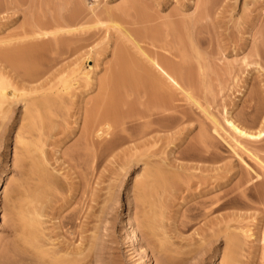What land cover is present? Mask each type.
Returning a JSON list of instances; mask_svg holds the SVG:
<instances>
[{
  "label": "rangeland",
  "instance_id": "1",
  "mask_svg": "<svg viewBox=\"0 0 264 264\" xmlns=\"http://www.w3.org/2000/svg\"><path fill=\"white\" fill-rule=\"evenodd\" d=\"M70 1L0 0V40H19L43 22L50 34ZM87 2L102 18L72 40L21 43L40 44L42 63L61 53L53 64L61 76L50 80L68 87L39 118L21 106L0 109V264H264V0ZM133 42L176 65L178 86L156 91L168 103L144 83L132 89L118 79L147 72ZM8 70L1 62L0 77ZM107 113L127 132L89 136ZM21 217L38 221V241Z\"/></svg>",
  "mask_w": 264,
  "mask_h": 264
},
{
  "label": "bare ground",
  "instance_id": "2",
  "mask_svg": "<svg viewBox=\"0 0 264 264\" xmlns=\"http://www.w3.org/2000/svg\"><path fill=\"white\" fill-rule=\"evenodd\" d=\"M10 5H12L11 2H6V4L3 6V9L5 11H8V9H10ZM69 5L71 7H70V11H69L68 15L64 16L59 21H56V22H53L52 21L55 24H53L54 29L51 31L50 34L47 31L44 30L47 27L48 24L45 23V22H43L41 24L35 25L34 28H32V30L29 32V35H27V32H22V37L19 40L18 39H12V38H8V39H5V40H0V61L3 64H5V65L7 64L10 67V70H8V71L5 72L7 74V77H5L4 79L0 77V109L1 110L3 109L2 110L3 111V114H7V112H9L10 110H12V111L15 110L16 111L17 108H19V106H21L23 108L24 113H25V117H28L29 116L32 119L34 117H38L39 118L40 111L42 109L49 110L50 111L54 107H57L58 105H60L61 103H63L64 98H63L62 92L64 90L66 91V89L68 87L67 81H65L64 79H62V77L61 78H58L57 82H52L50 80L51 79L50 78L51 75H55V74H59L60 73V76H61V73L62 72H60V70H55L53 68V66H54L53 64L56 63L57 59L61 56V53H57L56 52L55 54H57L58 57L56 56V57L52 58V60L50 62H48V63H47V60H46V63H42V59H41V62L38 59V54H39L38 51L41 49V45L40 44H37V43L21 44V43H22V41L28 40V39H37V38H41L42 39V38H47L48 35L53 37V41L54 40L61 41V40H64V39L72 40L74 38L73 36L75 35V34L72 35L74 32H76V31H82V32H84L83 31L85 29V24L84 23L99 22L100 19L102 18V15L99 12L95 11V8H94L93 3L89 5V3L87 2V0H71L70 3H69ZM104 13H102V14L108 20V23L111 24V25H113V26H116L117 24H114V22L112 20V14L109 11H106ZM82 21H85V22L81 23ZM73 24L74 25H78V27L77 28L70 27V25H73ZM68 35L69 36L72 35V37H67ZM91 36L92 35H89L87 37V39L90 38ZM46 41H47V39H46ZM60 43H62V42H60ZM55 44L57 46V43H55ZM133 44L135 45V48L138 50V53L144 57V62L146 63V70H147V72H145L142 76H137L136 75V77H134L133 75H131V72L132 71L131 72H128L127 71V72H124L122 74H119L118 79L123 81V86H128V87H130L132 89H133V87H136L137 86V83H141V84L144 83V85L145 86L147 85V87L151 91H155L154 92L155 95H153L152 97L156 100V102L165 103L166 101H169V99H167L168 96L164 95L162 92H161L162 94L161 93L156 94V93H158L156 91L159 90V89H163V87H162L163 85L164 86L166 85L168 87L169 86H174V87L178 86L177 82L175 81V78L173 77L176 74V69H177L175 67L176 65L174 64L175 65L174 66V65H172L170 63L163 62L160 59H158V56L157 57H154V56L151 57V56H148V55H143V53L139 50V48L136 45V43L133 42ZM56 46L54 48L56 49V51H58L59 49L57 50ZM42 48H44V47H42ZM78 48H79V46L76 45V47H74L71 50L72 51H77ZM58 52H61V51H58ZM116 57H117V55H116ZM52 68H53V72L51 71V73H49L47 75V77H45V75L48 72H50V70ZM86 76H87V74H86ZM102 85H104V83ZM127 90H129V89H127ZM139 91L141 92L142 90L140 89ZM149 95H151V93ZM149 95H148V97H150ZM130 96H129V98H130ZM139 97H143V96H139ZM138 98L136 97V101H137ZM101 99H103V97H101ZM101 99H100V102H101ZM112 100H113V98H112ZM115 100H117V99H115ZM104 101L106 102L107 101V98ZM139 102H140V100H139ZM151 102L152 101H150L149 104ZM133 103H134V101H133ZM166 103H168V102H166ZM155 104L153 106H156ZM168 105H171V104L169 103ZM168 105H166V106L168 107ZM107 107L109 108L108 105H107ZM160 107L158 106L156 110L153 108V111L154 110L155 111L160 110L159 109ZM162 107H163V105H162ZM165 110L166 109L163 108V109H161V112L162 111H165ZM56 111H55V114H56ZM95 112H96V110H95ZM103 112H105V111H103ZM144 113H146V112H144ZM150 113H151V111H150ZM150 113H147V115L150 114ZM157 113H159V112H157ZM26 114L28 116H26ZM116 114H118V113H116ZM132 114H134V113H132ZM93 115L94 114H93V111H92V114H91L92 118H93ZM152 115H153V112H152V114L148 115L149 118H147V116H146L147 121H145V119H144L145 117H143V116H141V117L139 116V119H136V120L144 119L143 124L145 125V128L146 129L147 128H151L150 126L152 125V123L154 121V120L150 119V117ZM53 116H54V114H53ZM129 116L131 117V114ZM116 117H118V116H116ZM116 117H114V114H111V113H107L106 115L104 114V123L102 124L103 125L102 128L98 125L101 129L95 130L94 129L95 127L92 126L91 129H90V132H89V136H91V135L93 136L94 135V136H96V138H99V139L100 138L103 139L106 136H109V139H110L111 135L112 136L115 135V137H116L117 135L121 136L122 134H125V131L127 130V128H124V127L126 125L122 126L120 123H119L120 125H116V123L114 125V119ZM130 120H131V118H130ZM129 122H131V121H129ZM124 123H125V121H124ZM100 124H101V122H100ZM128 125H130V124H128ZM131 125H134V124H131ZM231 125H232V129L235 130L240 135H245V136H248L249 138H254V139H259V138H261L263 136V130H257L254 134H252V133L247 134L246 132H244L243 130H241L238 127L234 126L233 124H231ZM133 129H134V126H133ZM133 129H131V130H133ZM112 130H114L115 133L114 132L112 133ZM147 130H144V131L149 132V129H147ZM87 132H88V129H87ZM146 134L147 133H145V132H141V133L136 134L134 136V138L136 140L137 139H141V138L145 137ZM41 135L42 134H40V136ZM130 135L122 136V137H124V138H126V139L129 140V139H132L133 138ZM87 138H89L88 137V134H87ZM87 141H88V139H87ZM111 141H112V139H111ZM107 142L108 141H106V143ZM112 142H114V141H112ZM92 147H93V145H92ZM90 150H91V148H90ZM88 155H90V154H88ZM92 156H93V152H92ZM91 158H90V160H91ZM94 159H93V162H94ZM35 163L37 164V162H35ZM52 180H54V179H52ZM45 184L48 185L49 184V181L46 180ZM47 193H45V194L47 195ZM32 194H34V193H32ZM39 198L40 197H39L38 194H34L33 195V200H35L36 202L39 200ZM143 198L145 200H146V198L148 199V197H146L144 195H143ZM32 204H33V202H32ZM34 205H35V203H34ZM38 207L36 208V210L38 209ZM31 213H32V210H31ZM25 214H26V212H24V215ZM32 215H33V213H32ZM34 215H33V217H34ZM36 216L34 218H36V219L39 218V216L38 217H36ZM30 217H32V216H30ZM21 218H23V217H21ZM23 219H24L23 222L25 223V225H28V227L30 229L29 232H28V234H29L28 235V239L31 240V241H33V242H35L38 239V234H39V232L37 230V225H38L37 223H38V221L34 220L33 218H31V219H29V218L28 219H25V217H24ZM146 221H148V220H146ZM148 225H149L148 222H145L143 224V226L146 227V228L149 227ZM23 227H24V225H23ZM26 234H27V232H26ZM248 237H250V235L247 234V238ZM28 239H26V240H28ZM260 241H262L263 246H264V232H263V234H262V236L260 238ZM235 247H237V245H235ZM65 259H67V258H65ZM65 259L64 260H63V258L61 260H57L56 259L57 262L55 261L56 263L55 262L54 263L55 264H71V263H73V261L69 262L70 260L68 261V259H67V261H66Z\"/></svg>",
  "mask_w": 264,
  "mask_h": 264
}]
</instances>
